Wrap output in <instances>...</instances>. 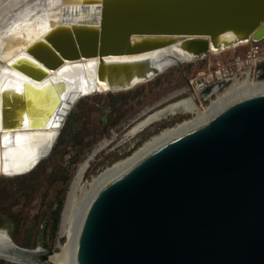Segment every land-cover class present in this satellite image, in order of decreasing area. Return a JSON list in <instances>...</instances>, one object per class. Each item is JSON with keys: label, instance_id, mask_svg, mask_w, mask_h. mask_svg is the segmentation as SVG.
Masks as SVG:
<instances>
[{"label": "water", "instance_id": "obj_1", "mask_svg": "<svg viewBox=\"0 0 264 264\" xmlns=\"http://www.w3.org/2000/svg\"><path fill=\"white\" fill-rule=\"evenodd\" d=\"M25 18L37 35L18 28ZM262 39L264 0L3 4L0 56L23 49L13 61L16 71L35 82L53 72L58 77L49 86L52 103L27 91L18 97L21 105L0 101V132L56 120L50 143L27 169L0 175L26 174L51 152L72 105L85 96L70 88L76 80L91 94L127 90L170 65L182 71L184 62ZM257 67L263 70L264 61ZM71 69L78 74L66 77ZM191 96L197 102L191 90L176 100ZM61 253L18 245L5 231L0 236V259L11 263L39 264ZM76 264H264V87L233 96L205 123L105 183L82 221Z\"/></svg>", "mask_w": 264, "mask_h": 264}, {"label": "rangeland", "instance_id": "obj_2", "mask_svg": "<svg viewBox=\"0 0 264 264\" xmlns=\"http://www.w3.org/2000/svg\"><path fill=\"white\" fill-rule=\"evenodd\" d=\"M234 48L228 49L225 54L242 51L241 47ZM216 57L225 58L223 53L210 54L203 59L182 63V71L177 65H170L151 80L139 83L130 89L88 94L76 100L53 145L54 148L61 136L57 149L53 151L52 148L51 152L34 167L36 180L31 187L25 190L26 192L17 194L19 196L16 198V204H11L15 196L4 200L0 208V229L7 232L18 245L28 247L40 245L57 253L62 252L60 256L64 255L67 251L68 237L60 233L61 215L70 181L80 161L96 144L106 143V140L110 139V142L90 161L83 180L88 181L93 174L112 161L129 154L144 139L159 129L190 116L191 113L184 109L168 117H166L168 114H175L178 109L173 112L165 111L154 120L142 124L133 131L130 130L138 121L139 118L136 119V117L142 109L151 106L170 92L184 87L187 81L185 78H191L205 68L207 58ZM229 82L214 86L202 98L199 97L201 102L206 104L209 98L228 86ZM185 95L187 92L184 91L154 106L147 114L162 111L168 103L177 101L176 99ZM112 132L115 134L113 138ZM18 178L0 175V189L10 193V189L14 188ZM78 193L79 190L74 192V198H77ZM55 218H57V224L52 232V223ZM54 261L39 264H55Z\"/></svg>", "mask_w": 264, "mask_h": 264}, {"label": "bare ground", "instance_id": "obj_3", "mask_svg": "<svg viewBox=\"0 0 264 264\" xmlns=\"http://www.w3.org/2000/svg\"><path fill=\"white\" fill-rule=\"evenodd\" d=\"M9 1L12 0H0V7ZM26 20L27 18L21 20V22L18 23V28L24 29L27 27V36H32V34L37 35V33H34L35 29H33V23ZM41 30L42 29L37 32L40 33ZM221 51L212 52L219 53ZM11 55L12 56L10 57H5V59L3 56H0V101L4 100V97H7L8 102H14L16 103L15 105H21L22 101L21 99H18V97L27 91L34 95H43V101L48 104L52 103L54 100L52 95L49 93V86L51 79H56L58 77L57 72H53L52 74L45 76L41 81L35 82L13 68V61L15 58L20 55H25V51L21 49L18 53ZM90 62L91 60L85 62L84 67L89 69L88 67L90 66ZM77 74L78 72L73 71V69L65 72L66 77H74ZM260 87H264V79L254 80L250 79L249 76H246L238 80L234 79L230 84H228V86L224 87L221 91L216 92L213 97L209 98L206 104H203L201 101L200 103L196 102L191 96L168 103L162 111L159 110L147 114V112H149L154 106H158L170 98L183 93L184 91L186 92L187 85L170 92L168 95L162 97L151 106H147L142 109L138 113V117H136V119L139 118L138 121L130 130L133 131L136 128L141 127L142 124L154 120L165 113V111L173 112L174 110L180 108V106L182 109L190 112V116L159 129L156 133L144 139L129 154L112 161L96 174H93L90 180L83 181L90 161L110 142V139L106 140V143L99 142L96 144L89 154L77 165L70 181L69 191L64 203L60 222V233L66 234L68 237L67 251L62 256L56 254L53 255L52 258L56 257L54 258V263L76 264V244L82 221L91 200L105 183L120 175L157 146L205 123L233 96ZM70 88L77 91V95L91 94L88 92L84 84L78 80H76ZM18 113L19 112H17V114ZM144 114L147 115L140 118V116ZM51 119L52 116H50V119L47 120L45 126L41 125L33 127V125L36 126L38 122H36V120H32L30 121V126L28 127L20 123L17 124L18 127L15 130L0 132V174L11 175L21 172L29 167L30 163L50 143L55 133L56 128L53 124L56 123V120L52 121ZM41 121H43V119ZM143 127L144 126H142V128ZM114 136L115 134L112 132V138ZM76 190H79V195L77 198H74V192ZM0 236L4 237V231L0 230Z\"/></svg>", "mask_w": 264, "mask_h": 264}, {"label": "built area", "instance_id": "obj_4", "mask_svg": "<svg viewBox=\"0 0 264 264\" xmlns=\"http://www.w3.org/2000/svg\"><path fill=\"white\" fill-rule=\"evenodd\" d=\"M262 40H250L237 46L241 47L242 51H234L230 55L225 54L228 50L219 52L223 53L225 58H207L206 67L187 79L186 92L191 90L196 96L197 102L200 103L199 92L214 82L224 83L230 81L229 83H231L234 79L246 76L253 78L258 75L262 69L257 67V64L264 61V44H262ZM242 75L245 76L242 77Z\"/></svg>", "mask_w": 264, "mask_h": 264}, {"label": "trees", "instance_id": "obj_5", "mask_svg": "<svg viewBox=\"0 0 264 264\" xmlns=\"http://www.w3.org/2000/svg\"><path fill=\"white\" fill-rule=\"evenodd\" d=\"M61 141V136L60 138L58 139V142L56 143V145L54 146L53 148V151H55L57 149V144ZM17 177L18 180H17V183H15L14 185V188L13 189H10V193H8L7 191L5 190H1L0 189V208L2 207L3 205V202L4 200L7 198V197H12V196H15L13 198V201L11 204H16V198L18 193L22 194L24 192L27 191V189H29L33 183V181L36 180V177L34 176V171H30L28 172L27 174H23V175H18ZM26 190V191H25ZM56 224H57V218H55L53 220V223H52V228H51V231L54 232L55 228H56ZM0 263L1 264H14V263H6L5 261L1 260L0 259Z\"/></svg>", "mask_w": 264, "mask_h": 264}, {"label": "flooded vegetation", "instance_id": "obj_6", "mask_svg": "<svg viewBox=\"0 0 264 264\" xmlns=\"http://www.w3.org/2000/svg\"><path fill=\"white\" fill-rule=\"evenodd\" d=\"M250 78V77H249ZM250 79H254V80H261V79H264V69L258 74V75H256L255 77H253V78H250ZM213 88V87H212ZM211 88V89H212ZM210 90V89H209ZM209 90H207V91H209ZM181 110H182V107L180 106V108H178V111L175 113V114H168L166 117H168V116H173V115H176V114H178L179 112H181ZM165 117V118H166ZM162 119H164V118H162Z\"/></svg>", "mask_w": 264, "mask_h": 264}]
</instances>
